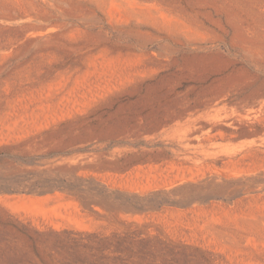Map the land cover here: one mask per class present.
Masks as SVG:
<instances>
[{
	"label": "rangeland",
	"instance_id": "obj_1",
	"mask_svg": "<svg viewBox=\"0 0 264 264\" xmlns=\"http://www.w3.org/2000/svg\"><path fill=\"white\" fill-rule=\"evenodd\" d=\"M0 264H264V0H0Z\"/></svg>",
	"mask_w": 264,
	"mask_h": 264
}]
</instances>
